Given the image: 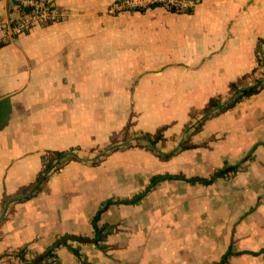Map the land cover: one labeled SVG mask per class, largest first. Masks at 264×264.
Segmentation results:
<instances>
[{"label":"crops","instance_id":"crops-1","mask_svg":"<svg viewBox=\"0 0 264 264\" xmlns=\"http://www.w3.org/2000/svg\"><path fill=\"white\" fill-rule=\"evenodd\" d=\"M51 1L66 22L0 48V264H31L59 237L93 238L106 201L132 199L154 176L217 173L209 186L165 181L108 206L102 247L68 240L58 264H264V0L118 16L106 14L114 0ZM8 15L0 0V21ZM257 80L261 90L220 110L231 84ZM160 129L152 150L139 134ZM70 150L78 161L11 202L44 154Z\"/></svg>","mask_w":264,"mask_h":264},{"label":"trees","instance_id":"trees-1","mask_svg":"<svg viewBox=\"0 0 264 264\" xmlns=\"http://www.w3.org/2000/svg\"><path fill=\"white\" fill-rule=\"evenodd\" d=\"M262 44H263V42L262 43L260 42V45H262ZM257 53H258L257 59H258V67H259L262 63V59L260 57L261 55H260L259 49H258ZM246 78L247 77L242 78V81H244ZM242 81H239L237 83L230 85L229 93H228V99L229 100L227 101L224 108L220 109L221 111L233 108L237 103H239L243 99L250 97L252 94H255L256 92H258L259 90L262 89V84H261L260 80H257L255 82V84L251 85L250 87H243ZM219 101H220V99H214V100L210 101V106H209L208 110L206 111L203 119L208 118L210 116H214L216 114L213 111L218 107L217 105H218ZM199 128H200V125H198L195 130L197 131ZM161 132H162V130L160 129L153 135H151V134H139V135H140V138L147 143L148 147L153 150L155 144L159 140L162 139ZM117 148H118L117 145H113V146L108 147L105 151L104 156L115 151ZM180 148L182 150H184V149H188V146H185L182 144L180 146ZM174 154H175V152H171L168 154L158 153V156L160 158H162L163 160H168ZM49 155L51 157V160L56 162V170L53 173H50L51 165L48 166L44 171H41L38 174L34 183L30 186L29 192L27 194H25L22 197H17L15 199L11 200V202H22L25 200H29L30 198H32L35 194H37L41 190L42 185L49 179V177L52 174H54L55 172H58L66 164L79 160L77 155L74 154L73 150H70L68 152H60V153L59 152H52V153H49ZM99 162L100 161L97 158L94 160H91V164L93 166L97 165ZM221 175H223V173H217L210 178H199V177L186 178V177L181 176V175H168V174L154 176L151 179L149 185L145 188V190L143 192H141L140 194L134 196L132 199H130V200H108V201H106L104 206L96 212V214L94 215V217L92 219L91 225H92L93 230H94L93 238L88 239V238L77 237V236L59 237L58 239H56V241L54 242L51 249H49L45 254L38 256V257H35L30 263L31 264H45V259L48 256H50V257L55 256L54 251L61 246H67L68 240L77 241L80 243H92L97 248H101L102 244L106 238V235H107V226L100 224V217H101V214L108 208V206H110L112 204H134V203L138 202L142 197H144L152 188H154L156 185L160 184L161 182L183 181V182H186V183H189L192 185L198 184V185H202V186H209L213 183V181L216 177L221 176ZM11 202H7V203H11ZM74 253H75V251H74ZM16 256L19 257L21 262H24L22 251H18ZM225 260H226V256L224 255L221 258L220 262L217 264H224Z\"/></svg>","mask_w":264,"mask_h":264},{"label":"built area","instance_id":"built-area-1","mask_svg":"<svg viewBox=\"0 0 264 264\" xmlns=\"http://www.w3.org/2000/svg\"><path fill=\"white\" fill-rule=\"evenodd\" d=\"M205 0H114L106 9V14L118 16L122 14L144 13L151 9H162L169 13L191 14ZM9 17L0 21V48L11 44L16 38L27 35L36 27H47L64 23L68 20V12L60 9L51 0H8ZM264 74V63L258 67ZM51 165L50 173L56 170V162L49 153L42 156L41 171ZM56 173V172H55ZM45 264H58L55 256H48Z\"/></svg>","mask_w":264,"mask_h":264},{"label":"rangeland","instance_id":"rangeland-1","mask_svg":"<svg viewBox=\"0 0 264 264\" xmlns=\"http://www.w3.org/2000/svg\"><path fill=\"white\" fill-rule=\"evenodd\" d=\"M100 160V159H99Z\"/></svg>","mask_w":264,"mask_h":264}]
</instances>
